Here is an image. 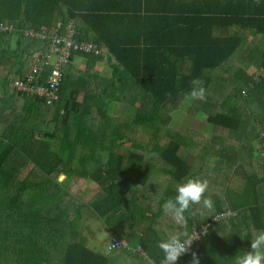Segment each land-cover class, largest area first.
Wrapping results in <instances>:
<instances>
[{
	"label": "trees",
	"instance_id": "trees-1",
	"mask_svg": "<svg viewBox=\"0 0 264 264\" xmlns=\"http://www.w3.org/2000/svg\"><path fill=\"white\" fill-rule=\"evenodd\" d=\"M71 23L75 40L95 42L101 53L70 55L69 62L62 65L65 78L60 99L49 106L26 93L15 92L12 100L0 97V127L6 126L0 137V193L5 192L0 195V264H40L46 256L61 252L64 264H111L108 256L89 249L87 238L81 236L83 204L69 190L80 178L97 184L99 196L92 201V209L111 231L128 240L136 233L142 237L140 243L149 259H141L140 264L160 262L163 255L156 241L164 232L156 218L164 214V201L175 195L173 187L199 174L194 163L203 158L193 146L194 140L186 141L189 135L171 137L172 112L179 110L191 80L202 81L206 95L195 100L187 121L228 128L236 134L234 147L229 143L226 149H216L207 144L208 154H220L230 169L237 160L256 154L264 159V129L251 127L254 118H262L264 113V76L258 75L257 81L249 67L244 68L254 65V54L264 48V0H0V25L12 26L7 32L0 30V91L17 78L26 80L29 62L37 51L45 50L47 43L32 40L27 30L63 34ZM105 55L117 62L114 79L110 86V81L106 84L108 94L96 92L81 103L78 98L84 85L69 87L72 76L67 65L82 57L94 67L104 62ZM259 59L264 66V52ZM51 69H46L44 77ZM133 84L138 85L137 94ZM215 84L225 89L213 94ZM140 92L139 108L134 98ZM17 97L24 101L20 113L16 106L9 108ZM94 104L103 122L88 133L83 120ZM116 106L126 112L138 111L133 122L142 133L135 135L133 148L127 146L131 139L123 129L125 122L107 114ZM49 114L52 121L46 119ZM36 117L46 119L37 132L32 124ZM211 131L191 129L205 137ZM209 139L220 142L218 136ZM54 140L61 144L54 146ZM84 140L92 145L78 151L77 168L73 158ZM188 146L196 154L185 152ZM153 150L160 158L158 169L170 180L165 191L144 194L138 185L145 187L151 178L138 171L150 167L147 157ZM28 165L32 167L26 172ZM130 172L137 174L126 176ZM62 175L65 178L60 180ZM238 180L240 187L226 185L221 194L207 190L205 196L212 199L213 209H201L203 214L187 224L189 231L207 226V233L177 264H188L192 251L200 264H233L239 252L250 250L252 235L264 229V190L261 197L252 178L242 175ZM155 193L158 195L153 197ZM147 201L152 206L141 211ZM159 201V209L154 211ZM228 212L235 215L214 220ZM149 219L152 224L147 225ZM159 221L172 223L166 218Z\"/></svg>",
	"mask_w": 264,
	"mask_h": 264
},
{
	"label": "rangeland",
	"instance_id": "rangeland-1",
	"mask_svg": "<svg viewBox=\"0 0 264 264\" xmlns=\"http://www.w3.org/2000/svg\"><path fill=\"white\" fill-rule=\"evenodd\" d=\"M40 32H45V30H41ZM51 33H55V32H51ZM105 57L109 60L104 58L103 63H101V62L97 63V65H95L94 67L90 61H88L87 59L82 58V57H77V58L72 59L70 61V63L67 65V67H70L69 69H70V73L72 76L71 80H70L69 87L73 88V87H79V86H81V84H82V86L84 85L83 89L80 90V94H79V98H78V100L81 103H85V101L87 99L91 100L96 95V92L100 93V96H105L106 94H108V88H109L112 80L114 79V77H113L114 76V73H113L114 72V65H115L114 63H117V62L114 58H111L108 55H105ZM56 60H57V57L54 56L52 58V62L54 63V62H56ZM244 68L247 69L248 66H244ZM248 71H250L251 73L254 72L253 70H249V69H248ZM4 74H5V72H4ZM84 79L87 82H85ZM108 81H110V83H109V86L106 87L107 86L106 84ZM93 82H95V84L92 85L91 83H93ZM230 84H231V80L229 82V85ZM137 86L138 85L133 84L134 94H137V92H138ZM8 89H9L8 93L9 92L11 93V91L13 90V89L11 90V87L7 85V88H5V91ZM224 89H225L224 86H219V84H215L214 87L212 88V92L214 94L218 90H224ZM0 97L2 99H9V100L13 99V96H7L3 92H0ZM141 97H142V92H140L138 94L137 99L134 98L135 103L137 102L136 104H137V107H139V108L141 106L140 105V102L142 100ZM17 101L11 102L9 108L12 109L14 106H16L18 112L20 113V110L22 108H24V101L23 100H21L20 102H19V100H17ZM195 103H196L195 100L189 102V101H186L184 97H181V102H180L181 105H180L179 110H175L172 112L173 116H172V120L170 122V126L173 130L172 134L170 131H168V134L169 135L171 134V137L173 139H179L180 137L185 138L189 135L186 138V141L188 143L194 140L193 146L197 149V152H202L204 154L202 159H199V160H197V162L194 163V170H198V168L200 166H202L201 168H199V171L201 173L198 176V178L202 179V180H206L208 182L209 192L215 191L217 194H221L224 191L227 180H224L222 178V176L217 175L213 179L211 178L212 184H209L210 178H207V176L204 175L203 172L208 173V175L211 174L210 172H213L212 166H215V164H216L215 163V159H216L215 157L218 156V154H216V153L208 154V152L206 151L205 146L207 144L209 146H216V147L218 146L216 144V141H211L209 138L211 137V135H214V136L222 135L223 133H225V131H223V129L217 128V127H214V129H213L212 125H210V124L205 125V126H200L198 124L193 125L190 123V121H187V116L192 111ZM97 104L96 105L94 104V106L92 107L91 114L86 113L84 120H83V126L88 131V133H90L94 129V125L99 127L100 124L103 122V119H101L102 117L100 116V112L98 110ZM112 105L115 106V104H112ZM114 108H117V106ZM0 109H1V107H0ZM135 110L137 111V109L134 108V110H131V112H126V109L123 110V109L118 107L117 109H114V110L107 112L108 115H111L113 117H116V116L119 117L120 116L119 118H121V121L125 122V123H123L124 124L123 129H126V131L128 133V137H130V139H131V142L127 143V146L130 148H133V147H131V145H132L133 140L135 139V135H141V133H142L138 129V127H140L139 124L138 123L135 124L133 122V118H134L135 113H136ZM36 111H37V109H36ZM127 113L131 114L130 118H128ZM32 114L34 115V114H36V112L33 111ZM50 114L46 117L47 121H52ZM137 114H138V111H137ZM200 117H204V116H200ZM11 119H15V117H11ZM18 119H17V123H18ZM46 119L41 120L40 118L36 117L35 120H32V124L33 125L36 124L34 127V130L36 132L40 128L44 127L43 124L45 123ZM129 120L131 122H129ZM4 124L5 123H3V125ZM5 127H2V126L0 127V137L3 135V132L6 129ZM92 127H93V129H91ZM191 129L196 130V131L197 130H204L206 132H209V130L210 131L212 130V131L210 133V136L206 135V137H205L204 134L199 135L196 132H191ZM41 134H42V132L39 133L40 136H41ZM226 135L227 134H225L224 136H226ZM231 136H232V132H230L228 134V137H231ZM19 139H21V138H19ZM53 143H54V146H57V145L61 144V141L54 140ZM79 145H80V147H78V149L76 151L77 153H78V151H80L82 149L87 150L92 145V143H90L88 140H84ZM219 148H221V147H219ZM187 149H188V147H187ZM212 149H214V148H212ZM153 151H151L150 156L147 157V160L150 161L149 162L150 167L144 168V169H142V171L141 170L138 171L142 174H143V172H146V175L151 178L150 179L151 182L149 181V183L145 187H143L142 185H138L139 186L138 191L142 192L144 194H150L152 191L153 192L154 191L160 192L161 189L166 188V184L170 180V178L166 174H163V172L158 169L159 167H161L160 158L155 153L156 151L155 150H153ZM77 153H76L75 157L73 158V162H74L75 167L80 168L79 167L80 164L77 160L80 158L81 153H78V154ZM31 167H32V165H28L25 168V171L26 172L29 171V169ZM216 172H218V171H216ZM136 174L137 173L130 172V174H127L126 176L132 177V175H136ZM23 175H26V173H24ZM173 188H175V186ZM69 190H71V192H74V195L83 204L81 208L84 209L83 214L85 217H84V220L82 221V230H83L82 232H84V234L88 235L86 237H88L89 240H92L93 237L89 234L88 230L90 228L93 229L97 233V243L96 244L99 246L100 249L105 250L104 252L107 253V256L109 258H111V256L119 253L120 251L108 252L106 250L107 244L109 245L111 242L110 241L111 240V229L103 223V220L100 217L97 218L96 214L94 213V211L92 209V201L99 196V195H96L99 191L97 184L94 182L85 180L84 178H80V179H77L76 182H73V184L70 185ZM1 194L5 195L4 189H2V192L0 193V195ZM164 194L166 196L165 192H164ZM156 195H158V193H155L153 195V197H155ZM145 204L148 206L144 207ZM150 206H152L151 202H148V201L144 202L141 211H145V209L149 208ZM159 206H160V201L156 204L155 207H153V210L157 211L159 209ZM153 213H155V212H153ZM163 218L169 219V217L166 216L164 213L161 216H157V218H156L157 223L156 224H158L159 219H163ZM144 219H142V220L144 221ZM169 221H170V219H169ZM160 222L161 221H159V223ZM150 224H152V222L149 219V222L147 223V225H150ZM175 228H176V225H174L173 223H170L168 225V229L170 231L175 230ZM22 237H23V235H22Z\"/></svg>",
	"mask_w": 264,
	"mask_h": 264
},
{
	"label": "clouds",
	"instance_id": "clouds-1",
	"mask_svg": "<svg viewBox=\"0 0 264 264\" xmlns=\"http://www.w3.org/2000/svg\"><path fill=\"white\" fill-rule=\"evenodd\" d=\"M32 30L41 31L29 29L27 32ZM45 32L48 31L45 30ZM31 39L42 44L45 43L41 40ZM190 86V91L185 94L186 101L191 102L205 97L206 88L202 81L193 79L190 81ZM207 190L208 182L206 180L189 176L179 181L175 186V195L164 201L163 211L176 225V230L167 232L156 241V247L163 255L162 264H177L181 256L189 253L193 242L200 239L201 234L195 230V227L189 231L187 224L190 218L195 217L198 213L203 214L201 209H213L212 199L205 196ZM193 205H199L200 208L193 209ZM250 240V250L239 252L232 259L233 264H264V229L255 232ZM188 264H200V258L195 251L191 252V259Z\"/></svg>",
	"mask_w": 264,
	"mask_h": 264
},
{
	"label": "built area",
	"instance_id": "built-area-1",
	"mask_svg": "<svg viewBox=\"0 0 264 264\" xmlns=\"http://www.w3.org/2000/svg\"><path fill=\"white\" fill-rule=\"evenodd\" d=\"M11 29L12 26L8 24L0 25V30L2 32H7ZM75 31V26L72 23L68 25L63 34L56 32H37L34 30L28 31L26 33L27 36L33 39L41 40L42 42H47L48 45L44 48L45 50L43 49L44 51H38L35 54L31 61L30 69L26 74V80L17 78L13 81V83H11V87L14 92L34 95L44 100V102L49 106L58 101L60 99L59 92L64 81L62 65L69 62L70 55L73 52L83 55H99L101 53L99 45L95 42H77L74 38ZM54 56L57 57V60L53 63L52 58ZM48 67H52V69L47 72L48 75L44 77ZM263 74L264 73H262L261 76H263ZM255 79L259 81L260 78L256 75ZM261 154L264 156V150ZM230 215H235V213L228 212L227 214H221L214 220L218 221ZM196 231L200 233L202 237L207 233V226H204ZM199 240L194 241L192 247H194ZM107 247L110 251L122 248L130 249L129 243L120 239L114 233H112L111 242ZM136 251L145 255V250L141 246L137 247ZM153 264H162V260Z\"/></svg>",
	"mask_w": 264,
	"mask_h": 264
},
{
	"label": "crops",
	"instance_id": "crops-1",
	"mask_svg": "<svg viewBox=\"0 0 264 264\" xmlns=\"http://www.w3.org/2000/svg\"><path fill=\"white\" fill-rule=\"evenodd\" d=\"M261 50L262 51H260L259 53H255L254 56H253V59L255 61L254 65H252V64L248 65V67H249L248 69L254 71L253 72L254 79H255L256 75L258 76V75H261L262 73H264L263 72L264 71V66L262 65V62L259 59L261 54L264 52V48H262ZM30 63L31 62H29L28 66H30ZM263 76H264V74H263ZM8 86L11 87V84H8ZM5 88H7V86ZM12 89L13 88L11 87V90ZM8 91H9V89L6 90V91L4 89L3 91H0V92L5 93L7 96H13L14 97L13 99H15V97H16L15 94L16 93L13 92L14 90H12L11 93L9 92L10 94L8 93ZM17 99L19 100V97H17ZM261 116H262V118L260 116L254 118L252 126H251V127L254 128L253 130H260L261 131L262 129H264V122H263L264 113H262ZM221 129H223V131H225V133H223L222 135L218 136L220 142L216 143L218 145L217 147L218 148L219 147H221V148L223 147L224 149H226V147L228 146L229 143H230L229 144L230 147H234L233 141H234V139L236 137V134L234 132H232L231 130H229L228 128L221 127ZM230 132H232V136L228 137V134ZM225 134H227V135L224 136ZM211 141H213V140H211ZM190 148L192 149L191 146H188V151H185V152H189V154H190L192 152V150H190ZM192 153H195V152H192ZM198 153L201 154L202 152H198ZM228 154H225L224 156H226ZM203 156H204V154H203ZM215 158H216L215 159V163L216 164H215V166H212L213 172H210L211 173L210 175H208V173H206V172H203V174L206 175L207 178L209 177V178L213 179L215 176L220 175V176H222V178L224 180H227L226 185L234 184L236 186V188H237V187H240L242 185L241 182L239 183L240 180H238V178H242V175H245L248 178H252L253 187L257 185V188L259 189L258 195H260L262 197L263 190H264V159H262L261 157H259L256 154L255 156H253L251 158L248 157L245 160H241V161L237 160L236 166L233 169H230V168L227 167L226 163L224 162V160L222 159V156H220V154H218V156L215 157ZM216 165H217L218 169L216 168ZM201 167L202 166H200L199 168H201ZM199 168H198V170H199ZM216 171H218L219 173L216 172ZM234 171H235V173H233ZM198 173L200 174V172H198ZM199 174L196 175V178H198ZM234 174L235 175L237 174V176H235ZM233 176H235V177H233ZM254 176H257V177L255 178ZM164 191H165V189H164ZM148 215H151V212H148ZM157 226L162 228V231L164 232L163 236L167 232H170V230L168 229V225L167 224H163V222H161V223L158 222ZM140 229H142V226H141ZM175 230H176V228H175ZM82 231L83 230H81V236L82 237L88 236V235L84 234V232H82ZM88 232L93 237V239L89 240L88 237H86L87 238L86 239V241H87L86 246L89 249L94 250L95 252L103 253L105 256H107V253L104 252L105 250L104 249L103 250L100 249L99 246L96 244L97 243V233L91 228L88 230ZM137 232L140 235V231H137ZM112 233H114L117 237L120 236L114 230L111 231V236H112ZM163 236L161 235V237H163ZM119 238L124 240V241H126L127 243H129L130 249L128 248V250H127L128 252L124 248L110 251L108 249V247H107L106 250L108 252L120 251L119 253L111 256V258H110L111 264H140V260L141 259H143V260L144 259L145 260L149 259L146 251H145V255H143V254H141V253L136 251L137 247H139V246L142 247V245L140 243V242H142V237H139L137 235V233H136V236L131 237L130 240H128L126 238H123L121 236ZM107 246H108V244H107ZM34 260L35 261H33V262H36V259H34ZM50 260H53L54 264H64L62 252L60 254H56V255H53V256H51V255L46 256L45 258L42 259L43 262H41L40 264H48V262ZM150 263L152 264L153 262L150 261Z\"/></svg>",
	"mask_w": 264,
	"mask_h": 264
},
{
	"label": "water",
	"instance_id": "water-1",
	"mask_svg": "<svg viewBox=\"0 0 264 264\" xmlns=\"http://www.w3.org/2000/svg\"><path fill=\"white\" fill-rule=\"evenodd\" d=\"M64 177H65V176H64V175H62L60 179H61V180H63V179H64Z\"/></svg>",
	"mask_w": 264,
	"mask_h": 264
}]
</instances>
